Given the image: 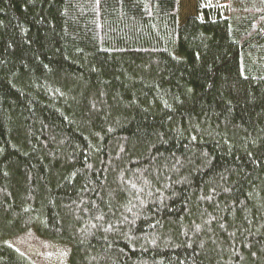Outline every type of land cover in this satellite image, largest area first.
Here are the masks:
<instances>
[{
    "label": "trees",
    "instance_id": "1",
    "mask_svg": "<svg viewBox=\"0 0 264 264\" xmlns=\"http://www.w3.org/2000/svg\"><path fill=\"white\" fill-rule=\"evenodd\" d=\"M264 264V0H0V264Z\"/></svg>",
    "mask_w": 264,
    "mask_h": 264
},
{
    "label": "rangeland",
    "instance_id": "2",
    "mask_svg": "<svg viewBox=\"0 0 264 264\" xmlns=\"http://www.w3.org/2000/svg\"><path fill=\"white\" fill-rule=\"evenodd\" d=\"M197 0H180V22L196 13ZM13 247L37 264H67L68 248L39 238L34 231L14 239Z\"/></svg>",
    "mask_w": 264,
    "mask_h": 264
}]
</instances>
